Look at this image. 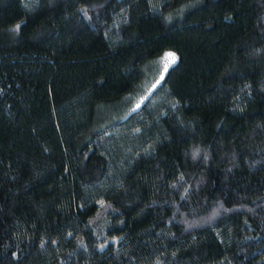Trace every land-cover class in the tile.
Segmentation results:
<instances>
[{"label":"trees","instance_id":"1","mask_svg":"<svg viewBox=\"0 0 264 264\" xmlns=\"http://www.w3.org/2000/svg\"><path fill=\"white\" fill-rule=\"evenodd\" d=\"M0 264H264V0H0Z\"/></svg>","mask_w":264,"mask_h":264},{"label":"snow or ice","instance_id":"2","mask_svg":"<svg viewBox=\"0 0 264 264\" xmlns=\"http://www.w3.org/2000/svg\"><path fill=\"white\" fill-rule=\"evenodd\" d=\"M167 55L170 56L171 59H170V61H169L168 63H166V64L164 65V71H165V72H167V70H168L170 64L175 63V61H176V57H175L174 54L169 53V54H167ZM161 79H163V76H161ZM159 83H160V81H157V84H159ZM155 87H156V85H153V88H155ZM139 106H140V105L137 104V108H138Z\"/></svg>","mask_w":264,"mask_h":264},{"label":"rangeland","instance_id":"3","mask_svg":"<svg viewBox=\"0 0 264 264\" xmlns=\"http://www.w3.org/2000/svg\"><path fill=\"white\" fill-rule=\"evenodd\" d=\"M170 59H171V57L170 56H168V55H166L162 60H163V63H164V65L166 64V63H168L169 61H170ZM173 64V63H172ZM171 65V64H170ZM161 80V79H160Z\"/></svg>","mask_w":264,"mask_h":264}]
</instances>
